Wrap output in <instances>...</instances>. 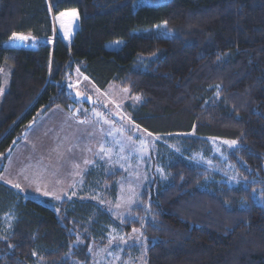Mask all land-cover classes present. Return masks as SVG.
<instances>
[{
	"label": "trees",
	"instance_id": "trees-1",
	"mask_svg": "<svg viewBox=\"0 0 264 264\" xmlns=\"http://www.w3.org/2000/svg\"><path fill=\"white\" fill-rule=\"evenodd\" d=\"M68 9L78 28L67 44L52 15ZM13 33L39 42L5 45ZM79 74L100 90L114 82L139 95L127 110L152 135H190L192 149L207 138L235 141L228 159L246 185L207 183L212 173L187 151H169L168 179L146 184L119 221L90 196L56 201L58 217L51 199L0 181V264H89L90 245L104 244L110 226L140 231L144 264H264V200L253 196L264 194V0H0V174L35 118L75 110L64 90ZM116 179H104L113 191Z\"/></svg>",
	"mask_w": 264,
	"mask_h": 264
},
{
	"label": "rangeland",
	"instance_id": "rangeland-1",
	"mask_svg": "<svg viewBox=\"0 0 264 264\" xmlns=\"http://www.w3.org/2000/svg\"><path fill=\"white\" fill-rule=\"evenodd\" d=\"M72 11L77 13L76 18L58 19L60 13ZM52 18L55 35L70 43L78 28L77 10H63L53 14ZM65 32L69 34L67 38H64ZM18 35L29 39L15 43L9 40L5 45L29 48L39 42L31 36ZM46 41L52 43L53 37ZM122 44L123 40L119 39L106 43L112 49ZM147 60L149 58L142 56L137 59L141 66H145ZM2 71L4 89L8 71ZM71 85L75 110L68 112L56 106L35 118L15 139L0 174V181L26 198L39 202L51 199L48 205L54 208L58 217L56 201L90 196L106 206L115 219L123 221L130 215L131 207L146 184L155 178L168 179L162 154L168 156L169 151L180 156L187 151L188 162L212 173L207 183L213 181L229 188L246 185L228 159L236 143L207 138L202 142L203 146L192 149L186 143L192 137L190 135L165 138L152 135L137 128L127 110L138 105L140 99L136 97L139 95L129 94L114 82L100 90L83 74L71 81ZM77 92L79 96L75 95ZM114 173L117 179L113 191L104 179ZM17 184L19 189L15 187ZM253 196L259 203L264 200L260 189L255 190ZM13 219L11 213L3 216L4 231L10 230ZM105 237L104 244L90 245L89 264H144V239L140 231L131 230L127 234L117 226H110ZM73 264L80 263L74 261Z\"/></svg>",
	"mask_w": 264,
	"mask_h": 264
},
{
	"label": "snow or ice",
	"instance_id": "snow-or-ice-1",
	"mask_svg": "<svg viewBox=\"0 0 264 264\" xmlns=\"http://www.w3.org/2000/svg\"><path fill=\"white\" fill-rule=\"evenodd\" d=\"M65 16H67V17H71V18H76L77 13H76L75 11H72V12H62V13L59 14L58 19L63 18V17H65ZM61 26L63 27V24H62ZM68 35H69V34H68L67 32H65V34H64V38H67ZM9 39H10V41H12V42L15 43V42H21V41L28 40L29 38H28V37H25V36H22V35H18V34H16V33H13ZM33 39H34V38H33ZM85 79H86V78H85ZM71 90H72V85H71V83L66 84V88H65V90H64L65 93H66V92H70ZM0 91H2V89H0ZM75 95H76V96H79L80 93L77 92ZM136 99L139 100L140 98H139V97H136ZM138 127H139V126H137V128H138ZM149 135H150V134H149ZM225 143H228V142L225 141ZM231 143H232V144H235V141H232ZM15 187L19 189V188H20V185L17 184V185H15ZM45 195H47V193H45ZM33 254L35 255V253H33Z\"/></svg>",
	"mask_w": 264,
	"mask_h": 264
},
{
	"label": "built area",
	"instance_id": "built-area-1",
	"mask_svg": "<svg viewBox=\"0 0 264 264\" xmlns=\"http://www.w3.org/2000/svg\"><path fill=\"white\" fill-rule=\"evenodd\" d=\"M35 47V46H34Z\"/></svg>",
	"mask_w": 264,
	"mask_h": 264
}]
</instances>
